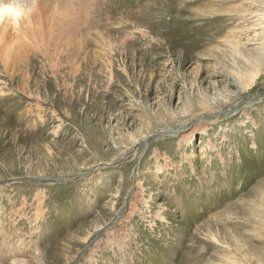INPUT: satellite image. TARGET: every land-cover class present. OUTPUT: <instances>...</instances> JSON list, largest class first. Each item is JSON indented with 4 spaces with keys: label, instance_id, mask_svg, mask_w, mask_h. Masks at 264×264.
I'll return each mask as SVG.
<instances>
[{
    "label": "rangeland",
    "instance_id": "rangeland-1",
    "mask_svg": "<svg viewBox=\"0 0 264 264\" xmlns=\"http://www.w3.org/2000/svg\"><path fill=\"white\" fill-rule=\"evenodd\" d=\"M19 2L0 264H264V0Z\"/></svg>",
    "mask_w": 264,
    "mask_h": 264
},
{
    "label": "clouds",
    "instance_id": "clouds-1",
    "mask_svg": "<svg viewBox=\"0 0 264 264\" xmlns=\"http://www.w3.org/2000/svg\"><path fill=\"white\" fill-rule=\"evenodd\" d=\"M23 11L19 0H0V20L19 17Z\"/></svg>",
    "mask_w": 264,
    "mask_h": 264
},
{
    "label": "bare ground",
    "instance_id": "bare-ground-1",
    "mask_svg": "<svg viewBox=\"0 0 264 264\" xmlns=\"http://www.w3.org/2000/svg\"><path fill=\"white\" fill-rule=\"evenodd\" d=\"M25 16L27 15V14H24ZM27 17V16H26ZM28 18H30V17H28ZM17 19H18V17H12V20L15 22V21H17ZM26 19V18H25ZM27 20V19H26ZM29 20V19H28ZM32 21H33V19H32ZM25 22V21H24ZM29 23V22H28ZM31 23V22H30ZM29 23V24H30ZM15 24H16V22H15ZM19 24H21L20 22H19ZM25 37V36H24ZM23 39V38H22ZM25 39V38H24ZM21 41V40H20ZM23 44V43H22ZM27 44V43H26ZM25 44V45H26ZM255 208V207H254ZM218 224H220V223H218ZM216 225V224H215ZM234 228V227H233ZM224 229V228H223ZM221 240V239H220ZM235 244V243H234Z\"/></svg>",
    "mask_w": 264,
    "mask_h": 264
}]
</instances>
